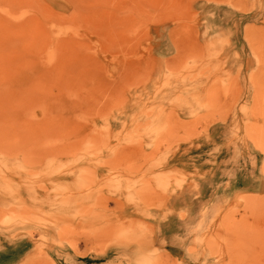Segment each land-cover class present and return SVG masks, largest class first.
I'll list each match as a JSON object with an SVG mask.
<instances>
[{
	"label": "rangeland",
	"instance_id": "rangeland-1",
	"mask_svg": "<svg viewBox=\"0 0 264 264\" xmlns=\"http://www.w3.org/2000/svg\"><path fill=\"white\" fill-rule=\"evenodd\" d=\"M0 264H264V0H0Z\"/></svg>",
	"mask_w": 264,
	"mask_h": 264
}]
</instances>
